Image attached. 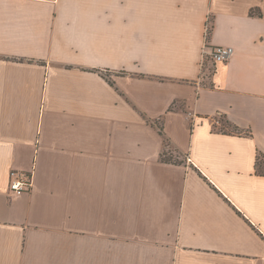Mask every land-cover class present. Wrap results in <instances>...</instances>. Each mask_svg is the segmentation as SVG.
Segmentation results:
<instances>
[{"label": "crops", "instance_id": "0c3cea01", "mask_svg": "<svg viewBox=\"0 0 264 264\" xmlns=\"http://www.w3.org/2000/svg\"><path fill=\"white\" fill-rule=\"evenodd\" d=\"M259 154L264 0H0V264H264Z\"/></svg>", "mask_w": 264, "mask_h": 264}, {"label": "built area", "instance_id": "2783aa9c", "mask_svg": "<svg viewBox=\"0 0 264 264\" xmlns=\"http://www.w3.org/2000/svg\"><path fill=\"white\" fill-rule=\"evenodd\" d=\"M234 54L232 47L220 46L215 48L210 59L214 65L227 63ZM219 119V118H218ZM217 124L220 121L217 120ZM190 161V160H189ZM33 188V172L28 171H14L10 178V191L16 196L27 194Z\"/></svg>", "mask_w": 264, "mask_h": 264}, {"label": "trees", "instance_id": "16d2710c", "mask_svg": "<svg viewBox=\"0 0 264 264\" xmlns=\"http://www.w3.org/2000/svg\"><path fill=\"white\" fill-rule=\"evenodd\" d=\"M220 123H221V128H218L215 126L216 130L220 131L221 133H227V134H242V131L236 127L233 126L228 120L224 119L223 117L220 118ZM155 125L158 126L161 135H164V129L163 126L160 124L159 121L154 123ZM263 155L259 154L257 158V164H256V169L257 173L263 174L264 175V161H263Z\"/></svg>", "mask_w": 264, "mask_h": 264}, {"label": "rangeland", "instance_id": "374dc122", "mask_svg": "<svg viewBox=\"0 0 264 264\" xmlns=\"http://www.w3.org/2000/svg\"><path fill=\"white\" fill-rule=\"evenodd\" d=\"M217 120H219V121H220L221 119L219 118V119H217ZM221 127H222V126H221ZM221 127H220V128H221Z\"/></svg>", "mask_w": 264, "mask_h": 264}]
</instances>
